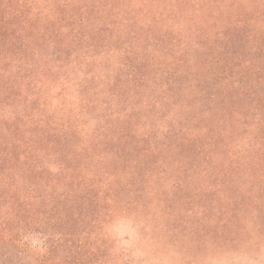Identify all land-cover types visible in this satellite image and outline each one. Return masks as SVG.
Returning <instances> with one entry per match:
<instances>
[{
	"label": "trees",
	"instance_id": "16d2710c",
	"mask_svg": "<svg viewBox=\"0 0 264 264\" xmlns=\"http://www.w3.org/2000/svg\"><path fill=\"white\" fill-rule=\"evenodd\" d=\"M174 187L264 191V0H0V264H115Z\"/></svg>",
	"mask_w": 264,
	"mask_h": 264
},
{
	"label": "rangeland",
	"instance_id": "374dc122",
	"mask_svg": "<svg viewBox=\"0 0 264 264\" xmlns=\"http://www.w3.org/2000/svg\"><path fill=\"white\" fill-rule=\"evenodd\" d=\"M180 190L129 199L131 211L106 227L115 264H264V191L228 196ZM190 231L196 241L182 235Z\"/></svg>",
	"mask_w": 264,
	"mask_h": 264
}]
</instances>
